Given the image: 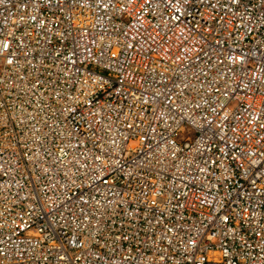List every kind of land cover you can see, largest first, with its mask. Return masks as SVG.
I'll return each mask as SVG.
<instances>
[{"label": "built area", "instance_id": "built-area-1", "mask_svg": "<svg viewBox=\"0 0 264 264\" xmlns=\"http://www.w3.org/2000/svg\"><path fill=\"white\" fill-rule=\"evenodd\" d=\"M0 264H264V0H0Z\"/></svg>", "mask_w": 264, "mask_h": 264}]
</instances>
